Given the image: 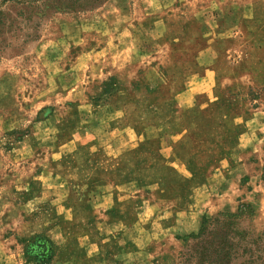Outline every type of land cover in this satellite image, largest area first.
I'll use <instances>...</instances> for the list:
<instances>
[{"label":"rangeland","instance_id":"obj_1","mask_svg":"<svg viewBox=\"0 0 264 264\" xmlns=\"http://www.w3.org/2000/svg\"><path fill=\"white\" fill-rule=\"evenodd\" d=\"M120 26L126 27L125 34L119 33ZM218 28L224 37L218 43L211 96L222 94L226 74L242 77L229 89L231 108L225 112V126L233 140L253 110H264V0H106L82 12L56 10L50 0H32L30 6L20 0L0 2V264H35L24 256L21 239L35 233L47 236L38 219L39 212L47 208V166L56 172L67 166V158L49 162L47 155L114 154L108 147L111 135L105 132L107 128L96 134L101 128L90 126L118 86L115 60H109L119 55L118 40L125 39L131 49L125 85L129 98L136 101L141 99L134 92L141 83L138 72L146 63L171 56L189 61L210 36L219 35ZM142 83L143 90L147 87L152 92L146 99L159 95L160 88L170 92L177 85L164 79ZM129 111L122 110L124 124L133 118ZM78 135L100 145L94 150L83 148ZM232 146L225 144L221 156L197 170L195 184L206 178L210 197L215 198L227 180L223 170L233 162L228 155H246L250 174L238 181L242 185L258 182L261 201L238 197L237 206L249 203L251 207L235 221V230L256 235L264 229V143ZM149 193L135 194L132 224L141 211L138 201L150 197ZM186 193L183 183L152 193L160 203L158 215L171 211L167 207L170 199L184 203ZM237 206L202 214L197 229L189 233L171 232V223L157 221L155 212L145 224L136 225L132 234H165L162 245L156 241L160 248L153 262L176 264L186 238L198 231L203 218L235 212ZM48 228L54 254L64 259L65 250L55 247L61 238L59 228L70 234L79 230L64 223L48 224ZM77 250L81 262L85 254Z\"/></svg>","mask_w":264,"mask_h":264},{"label":"crops","instance_id":"obj_2","mask_svg":"<svg viewBox=\"0 0 264 264\" xmlns=\"http://www.w3.org/2000/svg\"><path fill=\"white\" fill-rule=\"evenodd\" d=\"M221 28L219 35L210 36L189 61L171 56L146 63L138 72L140 89L134 92L141 99L136 101L129 98L130 91L125 85L131 49L125 39L118 40L119 55L116 59L109 58L115 60L118 86L110 92L98 119L90 126L101 128L96 134L107 128L105 132L111 135L108 147L114 154L47 155L49 162L67 158V166L59 172L47 166L44 198L47 208L39 212L38 219L43 222L47 236L51 229L50 226L47 230V225L52 223L69 224L79 230L70 234L59 228L61 238L55 247L65 250V258L55 252L50 264H155L153 258L165 234L132 233L136 225L145 224L157 211L160 203L152 193L169 184L183 183L187 191L184 203L170 199L167 207L171 211L159 215L156 212L157 221L170 222L173 233L195 231L202 214L232 210L239 196L246 202L261 201L258 182L242 185L238 181L240 176L250 174L246 155H228L233 162L223 170L227 180L215 198L210 197L206 178L195 184L197 170L221 156L225 144L256 147L264 143L262 109L253 110L245 120L244 130L233 140L229 127L225 126V112L231 108L229 89L239 84L240 75L223 76L222 94L217 98L211 96L218 43L224 37ZM125 30L124 26L118 28L119 33L125 34ZM161 79L177 83L175 89L169 92L160 88L159 95L146 99L152 92L147 87L143 90L142 80L149 85L150 81ZM125 108L133 115L126 124L120 121ZM78 138L79 145L89 150L100 145L80 135ZM144 191L151 196L140 198L141 211L132 224L135 194ZM177 207L181 208L174 210ZM77 249L85 254L81 262Z\"/></svg>","mask_w":264,"mask_h":264},{"label":"trees","instance_id":"obj_3","mask_svg":"<svg viewBox=\"0 0 264 264\" xmlns=\"http://www.w3.org/2000/svg\"><path fill=\"white\" fill-rule=\"evenodd\" d=\"M12 0H0L4 3ZM15 1V0H13ZM27 6L32 0H20ZM106 0H50L56 10L82 12L91 10ZM264 181V168L261 175ZM249 203L237 206L235 212H220L203 218L197 232L189 234L176 264H264V229L256 235L249 230H235V221L241 218ZM24 256L35 264H50L54 255L52 240L41 233L21 239Z\"/></svg>","mask_w":264,"mask_h":264}]
</instances>
